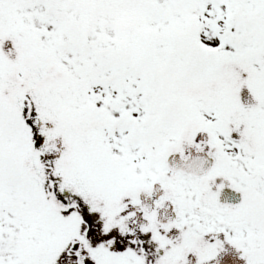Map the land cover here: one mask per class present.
Here are the masks:
<instances>
[{
	"label": "snow or ice",
	"instance_id": "obj_1",
	"mask_svg": "<svg viewBox=\"0 0 264 264\" xmlns=\"http://www.w3.org/2000/svg\"><path fill=\"white\" fill-rule=\"evenodd\" d=\"M0 264H264V0H0Z\"/></svg>",
	"mask_w": 264,
	"mask_h": 264
}]
</instances>
